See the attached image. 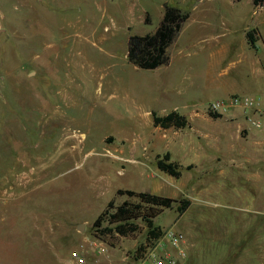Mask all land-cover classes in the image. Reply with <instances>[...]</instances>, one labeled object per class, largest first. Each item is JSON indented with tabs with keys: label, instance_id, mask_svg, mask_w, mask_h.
Returning a JSON list of instances; mask_svg holds the SVG:
<instances>
[{
	"label": "rangeland",
	"instance_id": "1",
	"mask_svg": "<svg viewBox=\"0 0 264 264\" xmlns=\"http://www.w3.org/2000/svg\"><path fill=\"white\" fill-rule=\"evenodd\" d=\"M166 4L187 12L168 60L137 67L127 36ZM216 85L264 92V0H0V264H74L80 245L85 264H142L154 238L139 216L123 233L92 226L107 202L136 201L117 189L175 199L152 221L182 232L190 264H264V128L207 111ZM192 103L191 126L151 124ZM165 151L177 177L155 165Z\"/></svg>",
	"mask_w": 264,
	"mask_h": 264
},
{
	"label": "trees",
	"instance_id": "2",
	"mask_svg": "<svg viewBox=\"0 0 264 264\" xmlns=\"http://www.w3.org/2000/svg\"><path fill=\"white\" fill-rule=\"evenodd\" d=\"M252 4H257L258 0H251ZM187 17V12L182 11L176 5L166 4L163 7L161 17L158 24L152 31L144 33H130L126 40L125 57L133 65L141 68H153L159 64L166 63L168 60L167 46L178 33L182 22ZM252 29L245 31L247 42L253 46L254 36ZM151 124L154 126H174L183 127L187 124L186 117L175 109H170L165 113L157 114L151 110ZM169 154L165 151L161 158L156 159V167L174 177L180 173L178 164L168 160ZM119 193H126L128 196H136V201L128 199L122 200L120 203L113 205L110 201L97 214L92 221L93 227L97 232L109 230L105 225L101 227L104 221L106 224H113L116 232L123 233L126 230H132V219L138 216L146 225V237L152 236L156 238L160 230L153 224L152 218L156 216L164 207H170L174 198L150 193L148 191H136L131 189H117ZM187 199L178 200L176 210L181 213L186 207ZM99 236L98 233H96Z\"/></svg>",
	"mask_w": 264,
	"mask_h": 264
},
{
	"label": "built area",
	"instance_id": "3",
	"mask_svg": "<svg viewBox=\"0 0 264 264\" xmlns=\"http://www.w3.org/2000/svg\"><path fill=\"white\" fill-rule=\"evenodd\" d=\"M204 108L218 114L236 109L240 111L248 127L264 128V92L261 94L230 93L207 101ZM95 239L97 242L89 241L94 261L105 251L103 241L98 237ZM183 242L184 236L178 229L172 226L161 229L154 238L153 244L147 247L142 264H181L185 259ZM81 246L69 250L68 256L74 264H85L86 262Z\"/></svg>",
	"mask_w": 264,
	"mask_h": 264
},
{
	"label": "crops",
	"instance_id": "4",
	"mask_svg": "<svg viewBox=\"0 0 264 264\" xmlns=\"http://www.w3.org/2000/svg\"><path fill=\"white\" fill-rule=\"evenodd\" d=\"M218 52L219 53H221L222 52V48L221 49H219L218 50ZM222 89V91H223V95L222 96H225L224 94H226V93H229V92H227V91H225L224 92V89H223V86L222 85H216L215 87H214V89ZM222 96H220V97H222ZM171 109H175L176 110V108H175V106L173 107V108H171ZM199 109H201L200 107H197L194 103H192V106H190V107H188L184 112H180L181 114H183L185 117H186V119H187V124L188 125H190L191 126V124H192V120L193 119H195L196 121L199 119V116H201V117H203V115L202 114H200L199 113ZM170 110V109H169ZM186 124V125H187ZM223 135V134H222ZM218 138H220V136L218 135ZM183 145V144H182ZM174 177V176H173ZM184 238H185V236H184ZM184 245H185V240H184ZM257 255V254H256ZM258 255H260L259 257H263L264 256V253H259ZM255 257H257V256H255ZM221 259L220 260H226V259H223L224 257L222 256V257H220ZM234 258V257H233ZM236 259H234V261H235ZM184 261H186L185 262V264H190L191 263V260L190 259H186L185 258V260ZM183 261V262H184ZM228 262L229 263H231V262H233V259H230V260H228Z\"/></svg>",
	"mask_w": 264,
	"mask_h": 264
},
{
	"label": "water",
	"instance_id": "5",
	"mask_svg": "<svg viewBox=\"0 0 264 264\" xmlns=\"http://www.w3.org/2000/svg\"><path fill=\"white\" fill-rule=\"evenodd\" d=\"M164 4H165V3H164ZM164 4H163V5H164ZM82 226H83L82 223H80V222L76 223V228H77V229L81 230V229H82Z\"/></svg>",
	"mask_w": 264,
	"mask_h": 264
}]
</instances>
